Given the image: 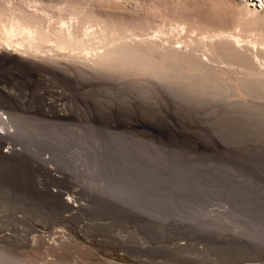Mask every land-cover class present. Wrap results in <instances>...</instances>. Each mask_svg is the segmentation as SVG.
I'll return each mask as SVG.
<instances>
[{
    "label": "rangeland",
    "instance_id": "obj_1",
    "mask_svg": "<svg viewBox=\"0 0 264 264\" xmlns=\"http://www.w3.org/2000/svg\"><path fill=\"white\" fill-rule=\"evenodd\" d=\"M1 24L81 54L0 47V264H264V0H0Z\"/></svg>",
    "mask_w": 264,
    "mask_h": 264
},
{
    "label": "bare ground",
    "instance_id": "obj_2",
    "mask_svg": "<svg viewBox=\"0 0 264 264\" xmlns=\"http://www.w3.org/2000/svg\"><path fill=\"white\" fill-rule=\"evenodd\" d=\"M54 28V27H53ZM52 28V29H53ZM56 30V31H55ZM55 30H53V31H51V32H48V34H46V35H42V34H40V31H38V30H35V29H31V28H26V27H24L23 25H19V24H17V25H11L10 27H6V26H2V24L0 25V47H2L4 50H8V51H14V52H19V53H21V54H23V55H28V56H33V57H39V56H42V57H45V58H49L50 59V57H51V55H52V53L55 51H57L58 52V50H59V52H60V50H65V49H67V51L70 49V50H73V52H74V49H76L75 47H71L72 45H73V43H76V42H73L74 41V39L76 38V36L74 37V39H73V34H74V30H71V27H70V29H69V27L68 26H62V27H59L58 29H55ZM72 31H73V34H72ZM87 31V30H86ZM99 31V30H98ZM102 31V30H101ZM101 31H99V34H102L103 32H101ZM97 32V31H96ZM95 32V33H96ZM57 33H58V35H57ZM89 33V32H88ZM87 33V35H89V34H91L92 33V31H91V33H89L88 34ZM93 33H94V31H93ZM92 33V34H93ZM105 33V32H104ZM103 33V34H104ZM85 34H86V32H85ZM225 34V33H224ZM98 34H96V36H97ZM117 34H115V36H116ZM159 35V34H158ZM84 36H86V35H84ZM89 36H91V35H89ZM96 36H92V37H96ZM103 36V35H102ZM53 37H55V38H53ZM92 37H90V38H92ZM98 37V36H97ZM117 37V36H116ZM162 37V36H161ZM231 37V36H230ZM78 38V37H77ZM75 39V40H78V39ZM86 38L87 39H89L90 40V38H88V37H85V41H89V40H86ZM99 38H100V35H99ZM98 38V39H99ZM109 38V36L107 37V39ZM159 38V37H158ZM158 38L157 39H155V41L156 40H158ZM221 38V37H220ZM233 38V37H232ZM84 39V38H83ZM97 39V38H96ZM96 39H95V42H96ZM101 39H103L102 37H101ZM100 39V40H101ZM105 39V40H104ZM104 41H106V38L104 37ZM110 39V38H109ZM114 39H116V38H114ZM118 39H119V37H118ZM130 39V38H129ZM217 39V38H216ZM225 39V38H224ZM80 41L82 40V38L81 39H79ZM93 40V39H92ZM92 40L90 41V42H92ZM102 40V41H103ZM117 40V39H116ZM80 41H78V48H80L79 47V45L81 44H79V42ZM118 41V40H117ZM127 41V40H126ZM178 41V40H177ZM200 41H201V39H200ZM220 41V40H219ZM82 42H84V41H82ZM84 43V45L86 44H88V43ZM93 42H94V40H93ZM97 42H98V40H97ZM109 42V41H108ZM129 42V41H128ZM202 42V41H201ZM46 43H53V45H54V47H52L51 46V44L49 45V46H51V48H44L45 47V45L47 46V44ZM72 43V44H71ZM104 43H107V42H103V44H102V42H99V44H102L101 46H98V47H102L103 45H104ZM111 43H113L112 41H111ZM114 43H115V41H114ZM124 43V42H123ZM152 43H154V42H152ZM152 43H151V46H150V44H149V46L150 47H152L153 45H152ZM164 43V42H163ZM173 43V42H172ZM175 44H176V42H174ZM173 43V44H174ZM178 43H180L179 41H178ZM186 43L187 42H185V45H186ZM204 43V42H203ZM214 43V42H213ZM229 43V42H228ZM230 43H232V42H230ZM246 43V42H245ZM44 45V47H43V45ZM71 44V45H70ZM90 44V43H89ZM97 43H95L94 45H96ZM110 44V43H109ZM119 44L121 45L122 44V42L120 43V41H119ZM118 44V45H119ZM136 44V43H135ZM148 44H147V46H148ZM161 44V43H160ZM175 44H174V47H175ZM196 44V43H195ZM207 44V43H206ZM215 44V43H214ZM222 44H223V41H222ZM241 44V43H240ZM239 44V45H240ZM243 44V43H242ZM261 44V43H260ZM263 44V43H262ZM262 44H261V47H262ZM76 45V44H75ZM93 45V44H92ZM108 45V44H107ZM106 45V46H107ZM110 45H112V44H110ZM125 47H126V45H127V42H125ZM132 45V44H131ZM171 45V43L169 44V46ZM178 45V44H177ZM181 45V44H180ZM185 45H184V48H185ZM199 46H203V45H205V44H202L201 43V45L200 44H198ZM238 45V46H239ZM246 45V44H245ZM48 46V47H49ZM105 46V45H104ZM116 46V45H115ZM127 46H129V45H127ZM142 46V45H141ZM172 46V45H171ZM187 46V45H186ZM196 46H197V44H196ZM196 46H195V49H196ZM199 46H198V48H199ZM208 46V45H207ZM212 45L210 44V46L209 47H211ZM260 46V45H259ZM84 48V51H86L85 50V48L87 47H85V46H83ZM108 48V51H110V46H107ZM113 46H111V48H112ZM119 47V46H118ZM118 47H114L115 49L117 48L118 49ZM124 47V46H123ZM122 46H121V49L123 48ZM131 47V46H130ZM133 47V46H132ZM157 47H158V45H157ZM160 47V46H159ZM173 47V48H174ZM188 47V46H187ZM214 46H212L211 48H213ZM218 47V46H217ZM226 47V46H225ZM69 48V49H68ZM78 48H77V50H78ZM96 48V47H95ZM103 48V47H102ZM120 48V47H119ZM127 48H129V47H127ZM154 48V47H153ZM167 48V47H166ZM168 48H171V47H168ZM190 48V47H189ZM193 48L194 47H192L191 49H192V52H193ZM204 48V46L202 47V49ZM210 48V49H211ZM224 48V47H223ZM223 48H221L222 50H224ZM227 48V47H226ZM233 48V47H232ZM254 48V47H253ZM263 48V47H262ZM81 49V48H80ZM82 49V50H83ZM87 49H89V46L87 47ZM90 49H91V52L93 51V49L91 48V46H90ZM97 49V48H96ZM106 49V50H107ZM114 49V50H115ZM172 49V48H171ZM170 49V50H171ZM194 49V50H195ZM201 48H199L198 49V51L200 50ZM205 49V48H204ZM203 49V50H204ZM208 49L207 48V50H205V51H208L209 50V53H210V51L212 50L213 51V49ZM214 49H216L215 47H214ZM218 49H219V51H220V48L218 47L217 48V52H218ZM242 49V48H241ZM81 50V51H82ZM99 50H101V52L102 51H104L103 49H99ZM105 50V51H106ZM113 50V49H112ZM119 50V49H118ZM117 50V51H118ZM123 51H124V48L122 49ZM119 51V52H122L123 53V51ZM175 50H176V48H175ZM197 50V49H196ZM229 50V49H228ZM238 50V49H237ZM247 50V49H246ZM256 50V49H255ZM88 51H90V50H87V52H86V54H88L89 52ZM96 51V50H95ZM108 51H106V52H104L105 53V55H107L106 53L108 52ZM125 51H127V49H125ZM215 51V50H214ZM261 51V50H260ZM263 51H264V49H263ZM56 52V53H57ZM58 52V53H59ZM90 52V53H91ZM94 52V51H93ZM113 52V51H112ZM114 52H116V50L114 51ZM118 52V53H119ZM217 52H215V54H217ZM251 52V51H250ZM262 52V51H261ZM49 53H51L50 54V56H49ZM61 53V52H60ZM68 53V52H67ZM72 53V52H71ZM70 53V54H71ZM75 54L74 55H78V54H81L80 52L78 53H76V51L74 52ZM83 53V52H82ZM85 53V52H84ZM97 53H98V51L95 53L96 55L94 56V55H92V57L94 56V58L96 59V57H98V55H97ZM208 52H207V54H209ZM222 53V51L220 52V54ZM225 53V52H224ZM247 53V52H246ZM73 54V53H72ZM85 54V55H86ZM99 54V53H98ZM109 54V53H108ZM127 54V53H126ZM215 54H212V56H209V55H207V56H209L210 57V59L209 58H207L208 59V61L210 60L211 61V58H215L214 56H215ZM262 54V58L264 57V55H263V53H261ZM55 55V54H54ZM53 55V56H54ZM65 55V54H64ZM63 55V56H64ZM90 55V54H89ZM88 55V57L90 58V56ZM100 56V58H101V53L99 54ZM104 55V54H103ZM111 55V54H110ZM113 55H115V54H113ZM206 55V54H205ZM211 55V54H210ZM214 55V56H213ZM53 56H52V58H53ZM58 56V55H57ZM60 56V55H59ZM82 57L84 56V55H81ZM87 56V55H86ZM121 56V54L119 55V57ZM217 56H219V55H217ZM224 56V55H223ZM252 56H254V55H252ZM257 56V55H256ZM41 57V58H42ZM60 57H62V55L60 56ZM85 57V56H84ZM91 57V58H92ZM205 57V56H204ZM87 58V57H86ZM102 58H104V57H102ZM107 58H109L108 56H107ZM111 58V57H110ZM222 58V57H221ZM254 58V57H253ZM257 58V57H256ZM99 59V58H98ZM97 59V60H98ZM217 59V58H216ZM223 59V58H222ZM221 59V60H222ZM86 60H88V59H86ZM105 60H106V57H105ZM214 60V59H213ZM104 61V60H103ZM215 61V60H214ZM114 62V61H113ZM223 62V61H222ZM264 62V61H263ZM105 63H107V62H105ZM95 64V63H94ZM98 66H99V64H97ZM96 64L94 65V66H97ZM101 65V64H100ZM261 65H263V63L261 64ZM260 65V66H261ZM97 66V67H98ZM97 69V68H96Z\"/></svg>",
    "mask_w": 264,
    "mask_h": 264
}]
</instances>
